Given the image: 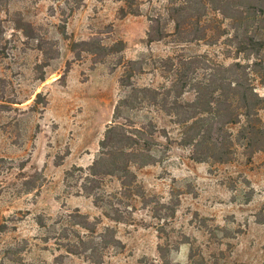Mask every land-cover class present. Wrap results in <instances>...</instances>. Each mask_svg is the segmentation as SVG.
<instances>
[{"label": "rangeland", "instance_id": "obj_1", "mask_svg": "<svg viewBox=\"0 0 264 264\" xmlns=\"http://www.w3.org/2000/svg\"><path fill=\"white\" fill-rule=\"evenodd\" d=\"M166 1L84 0L73 10L75 0H0V102L11 107L0 111V222L6 225L0 231V264H54L64 250L44 240L37 216L50 223L75 209L102 218L100 229L113 227L123 243L106 248L99 264H164L159 246L167 244L176 262L188 263L193 252L207 264H264V151L249 161L238 145L232 162L195 161L191 148L180 144L182 126L157 105L142 103L130 113L136 124L151 119L173 139L158 137L166 151L161 161L132 165L145 194L154 199L150 205L139 196L121 195L120 181L108 176L103 190L126 215L125 222H116L103 215L92 196L78 192L75 180H66L67 170L95 160L108 125L125 121L115 119L114 111L127 94L120 84L123 66L112 68L117 56L94 64L92 55L82 52L76 59L73 40L100 32L105 44L124 41V61L146 59L145 71L133 78L140 87L169 84L174 71L158 58L203 55L222 64L244 61L229 41L231 22L212 9L203 20L205 39L180 42L169 36L148 45L150 16L164 11ZM253 82L264 95L259 77ZM38 92L48 104L28 111ZM185 96L191 99L193 93ZM260 115L264 122V109ZM238 127L232 128L234 134ZM60 155L64 158L57 165ZM35 173L37 186L27 191L24 181ZM174 202L168 222L155 216L156 205ZM66 260L95 264L82 256Z\"/></svg>", "mask_w": 264, "mask_h": 264}, {"label": "trees", "instance_id": "obj_2", "mask_svg": "<svg viewBox=\"0 0 264 264\" xmlns=\"http://www.w3.org/2000/svg\"><path fill=\"white\" fill-rule=\"evenodd\" d=\"M75 1L73 10L80 8L84 0ZM210 9L231 22L229 41L243 55L244 61L222 64L203 55L158 58L157 63L174 71L169 84L159 88L140 87L134 83L133 78L145 71L146 59L124 61V41L105 44L99 32L88 39L71 42L76 59H80L82 52L91 54L94 64L117 56V63L112 68L117 65L124 68L120 84L126 88L127 94L117 102L114 118L123 117L125 121L114 120L108 125L100 141V153L89 166H74L66 171V180H75L78 192L92 196L94 204L111 220L125 222L126 215L116 205L113 195L104 192V179L115 176L121 184V195L139 196L143 204L150 205L154 199L145 194L132 165L143 167L164 158L166 151L158 137L163 136L173 142L167 130L160 129L153 120L136 124L131 119L130 113L139 104L157 105L166 114L174 116V121L182 126L180 144L191 148V158L195 161L232 162L236 159L238 145L249 161L255 153L264 151V122L260 115L264 109V95L257 91L253 82L255 77H259L264 87V0H167L164 11L157 10L150 16L146 43L150 45L169 36L177 37L180 42L205 39L208 29L203 20ZM122 12L127 15L124 8ZM170 25L173 32L169 31ZM63 28L66 33L65 24ZM70 64L71 61L68 62ZM67 72L68 69L61 79H65ZM39 79L44 80L45 73ZM189 92L193 93L191 99L185 96ZM40 104L41 110L48 104L42 92L36 94L27 110L36 111ZM9 108L10 105L0 102V111ZM237 125L238 130L234 134L232 128ZM63 158L60 155L56 164H61ZM38 174H32L24 181L27 191L37 186ZM177 204L156 205L155 216L168 222L173 218ZM163 209L166 210L164 215L160 213ZM37 223L44 230V240L53 241L59 250H64L55 256L54 264H65L71 256H82L99 264L103 262L106 248L123 247L113 227L101 230L102 218L91 219L79 209L59 214L50 223L40 214ZM5 228L6 225L0 222V231ZM171 251L168 244L159 246L164 264H207L204 259H195L193 252L188 263L176 262L170 257Z\"/></svg>", "mask_w": 264, "mask_h": 264}]
</instances>
